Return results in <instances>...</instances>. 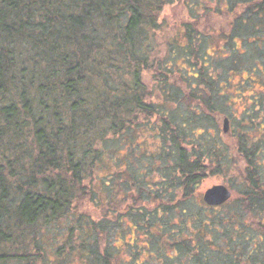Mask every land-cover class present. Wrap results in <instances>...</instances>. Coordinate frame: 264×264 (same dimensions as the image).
I'll list each match as a JSON object with an SVG mask.
<instances>
[{
	"label": "trees",
	"instance_id": "trees-1",
	"mask_svg": "<svg viewBox=\"0 0 264 264\" xmlns=\"http://www.w3.org/2000/svg\"><path fill=\"white\" fill-rule=\"evenodd\" d=\"M173 1L0 0V264L237 258L246 226L237 216L264 215V112L253 109L264 97L244 93L264 84L256 69L264 65V0L216 1L234 17L214 55L203 49L207 34L185 24L171 49L184 61L179 82L154 54L159 14ZM226 47L235 59H227V75L247 77L239 82V131L230 135L243 168L234 200L213 208L195 192L228 170L230 147L210 131L225 115L217 87L227 78L212 79L210 68ZM149 71L157 101L143 82ZM196 123L207 137L193 136ZM86 202L100 218L80 211ZM223 238L225 250L208 251Z\"/></svg>",
	"mask_w": 264,
	"mask_h": 264
},
{
	"label": "rangeland",
	"instance_id": "rangeland-1",
	"mask_svg": "<svg viewBox=\"0 0 264 264\" xmlns=\"http://www.w3.org/2000/svg\"><path fill=\"white\" fill-rule=\"evenodd\" d=\"M218 0H174L171 4L167 5L164 7L162 12L159 14V21H160V26H159V31L155 33V61L159 62L162 60V62H165L167 66L170 67V70L172 69L173 72L172 74H169L175 82H179L177 80V76L179 75L177 72L178 68H181L184 66V61H182V57L180 54L174 52L172 53L171 49L175 45V41L180 42L182 40V35L181 32L183 31V26L185 24H191L195 23L197 25V29L200 30L201 33L207 34V39L208 43L203 45V49H207L210 54H215L217 49L219 47H222V33L227 32L228 34L230 33L231 29V24H232V16L230 13H224L220 14L217 11L218 4L216 3ZM194 16V18H193ZM224 41V40H223ZM235 43L233 44V48L235 50L237 49H242L240 45L242 42L237 38L235 39ZM244 48V51H246L245 44L242 45ZM233 48L226 47L225 53L223 55V58L220 61L219 66L216 68L213 65L211 71H212V79L220 78V79H225L226 76L227 78L223 81H221L218 84L217 87V92H219L224 99V102L227 107H232L231 109L227 108L226 106H223V109H220L222 113H225L223 115L224 117H228L229 119V131L225 134L223 133V116L218 117L216 121L217 128L215 130L211 129V133L213 134L212 136L215 137V139L224 144V146H232L233 145V138H231V133H234L235 131H239V126L237 125V120L241 119V111L243 109V106L241 103H239L240 97H241V87L243 88L245 83L240 84L241 82V77L244 79L247 78L246 74L238 72V73H231L230 76L227 75L228 67H226L227 59L230 60L231 62L234 61L235 59L231 60L229 59V54ZM171 51V52H170ZM234 51V50H233ZM205 54V53H204ZM222 50L216 57L222 56ZM237 54L239 55V52L237 50ZM242 57H247L246 55H243ZM238 61L240 60L239 57H237ZM253 61L250 59L247 63V66H245L246 69H249L250 66L252 65ZM232 64V63H231ZM231 68L232 65H231ZM256 69L259 71V73L264 74V65H261L260 67H256ZM229 71H231L229 69ZM143 82L147 86V89L150 92V99L153 101H157L158 99L160 100V97L158 95L159 93V87L156 85V80L153 77L152 72H144L143 73ZM188 79L184 76L183 81H187ZM253 82V78L249 77L248 78V83L246 84V87L251 85ZM245 87V88H246ZM261 86L255 85V87L249 88L244 91L246 94V97L250 96V94L255 90V89H260ZM233 114V115H231ZM194 125V127H193ZM190 127L193 129V136H196L198 133H204L203 137H207V130L204 131L202 126H199V124H193ZM235 138V137H234ZM139 143H135V146H138ZM227 157L229 161L228 165V170H224L220 175H209L206 179L203 180V182L199 185V188L196 190V194L198 195L196 200L200 201L202 199L203 194L205 193L206 190L210 189L213 186H220L224 185L226 186L229 190L231 189L232 186L237 187L241 180H239V173L242 170V162L240 159L236 156L235 150L230 147L228 152H227ZM156 178V177H154ZM153 178V179H154ZM231 191V190H230ZM232 196L231 199L229 200L230 202L234 200L236 197V194L232 190ZM198 201V202H199ZM233 203V202H232ZM83 204L81 203L80 206ZM230 204L229 206L223 207L221 212H227L230 209ZM80 211L85 212L86 214L90 215L93 219H98L100 218L101 211L98 208H95L92 204H88L87 202L84 203L82 207H80ZM215 211L214 213H216ZM250 219V218H249ZM178 222V221H175ZM206 239L209 238L208 240H205V242H212L213 239L212 236L205 237ZM224 240H221L220 242L216 243L209 248L210 250L208 251H214L215 246L219 247L222 250H225L226 247H224ZM124 244L129 245L130 242ZM216 247V248H217ZM139 248V247H138ZM218 249V248H217ZM139 250V249H138ZM141 253V251H140ZM139 253V254H140ZM125 257V254H124ZM121 259V258H120ZM184 264H189L187 260V257L185 258ZM121 260H124L121 259ZM148 261L146 264H159V262H156L153 259L148 260L147 255L141 257L140 261ZM180 260H182L180 258ZM223 261L220 260H214L213 264H222Z\"/></svg>",
	"mask_w": 264,
	"mask_h": 264
},
{
	"label": "flooded vegetation",
	"instance_id": "flooded-vegetation-1",
	"mask_svg": "<svg viewBox=\"0 0 264 264\" xmlns=\"http://www.w3.org/2000/svg\"><path fill=\"white\" fill-rule=\"evenodd\" d=\"M260 89H255V95L257 97L263 96L264 97V84L259 83ZM254 108L256 112L261 110L264 112V106L261 107L260 101H255ZM261 107V109H259ZM229 201L225 202L228 203ZM225 204H222L219 207H213V208H221ZM209 207V206H208ZM252 215L244 214L243 216H237V219H239L238 227H244L250 225L249 227L251 229H246V226L244 227V231H240L239 234L242 236L241 239H237L236 243L239 247L236 248L237 252V258L233 259L232 264H264V215L260 214L259 217H261L259 220L256 219V221L252 222ZM250 218V219H249ZM244 220V223L243 221ZM255 223V225H254ZM257 226L259 228H257Z\"/></svg>",
	"mask_w": 264,
	"mask_h": 264
},
{
	"label": "water",
	"instance_id": "water-1",
	"mask_svg": "<svg viewBox=\"0 0 264 264\" xmlns=\"http://www.w3.org/2000/svg\"><path fill=\"white\" fill-rule=\"evenodd\" d=\"M229 121L227 118L223 119V133H227L229 131ZM232 193L229 189L224 186H213L210 189L206 190L202 196V201L207 206L219 207L225 202L231 199Z\"/></svg>",
	"mask_w": 264,
	"mask_h": 264
}]
</instances>
